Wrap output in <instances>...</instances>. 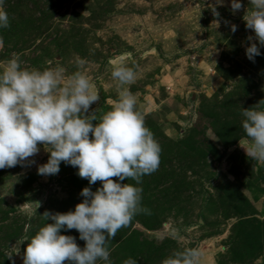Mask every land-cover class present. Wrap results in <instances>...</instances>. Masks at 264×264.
I'll list each match as a JSON object with an SVG mask.
<instances>
[{
	"label": "rangeland",
	"instance_id": "1",
	"mask_svg": "<svg viewBox=\"0 0 264 264\" xmlns=\"http://www.w3.org/2000/svg\"><path fill=\"white\" fill-rule=\"evenodd\" d=\"M240 3L233 13L231 0H5L0 69L13 53L29 68L61 64L66 75L85 60L100 97L88 114L98 120L118 98L113 62L139 69L129 87L162 151L158 170L138 185L151 214L108 242L112 264H162L190 247L201 250V264H264V163L247 157L241 126V109L264 100V47L243 19L249 0ZM249 36L261 51L254 62ZM38 147L27 158L35 163L0 169V264H23L27 240L53 222L46 211H74L83 188L101 187L64 162L58 174L38 175L49 156ZM60 234L85 245L75 229Z\"/></svg>",
	"mask_w": 264,
	"mask_h": 264
},
{
	"label": "clouds",
	"instance_id": "2",
	"mask_svg": "<svg viewBox=\"0 0 264 264\" xmlns=\"http://www.w3.org/2000/svg\"><path fill=\"white\" fill-rule=\"evenodd\" d=\"M0 0V29L9 27V17ZM222 4L223 0H217ZM251 8L243 17L246 28L253 30L255 40L264 47V0H249ZM242 7L240 0H231L233 13ZM216 16L219 13L213 8ZM236 31V26H232ZM246 47L248 60L261 55L257 43ZM3 39L0 38V46ZM77 70L66 75L63 65L45 69L29 68L19 55L13 53L0 69V169L35 163L27 158L40 152L42 145L49 153L45 164L37 166V174L54 176L60 164L78 169L77 175L89 185L100 181L101 187L92 191L82 189L81 203L66 213L45 212L46 223L30 239L24 252L23 264H112L108 242L127 227L139 214L150 215L142 204V178L158 170L161 146L145 126L144 115L137 107L135 94L130 90L138 76L137 66L113 62L111 78L118 98L99 120L90 115V106L100 97L84 70L87 63L77 60ZM241 109V126L246 136V155L264 163V109L259 106ZM96 121V124H93ZM91 133V138L90 134ZM118 178L117 180L111 179ZM135 181V185L121 181ZM62 229H75L76 238L61 235ZM174 239H182L178 231ZM24 240L17 242L23 243ZM15 248V247H14ZM17 249L16 252H18ZM12 254H9L10 258ZM198 247L175 250L162 264H201ZM123 264H138L132 257Z\"/></svg>",
	"mask_w": 264,
	"mask_h": 264
}]
</instances>
